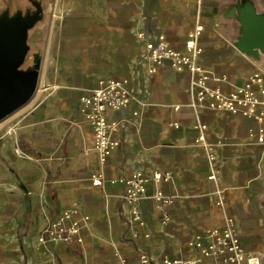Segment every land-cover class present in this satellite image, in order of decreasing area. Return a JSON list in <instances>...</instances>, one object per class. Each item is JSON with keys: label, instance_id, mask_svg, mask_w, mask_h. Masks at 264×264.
Masks as SVG:
<instances>
[{"label": "crops", "instance_id": "crops-1", "mask_svg": "<svg viewBox=\"0 0 264 264\" xmlns=\"http://www.w3.org/2000/svg\"><path fill=\"white\" fill-rule=\"evenodd\" d=\"M246 7L264 16V0H56L40 87L0 121V264H119L120 257L139 264L141 252L154 261L201 257L191 239L209 242L205 230L227 218L264 264L263 123L203 105L193 72L165 66L151 73L145 48L163 32L183 50L200 24L194 61L208 86L230 92L264 73V52L244 47ZM113 77L128 82L130 104L107 112L120 120L119 145L101 160L81 96ZM138 171L148 177L138 203L143 224L132 220L120 179ZM156 172L170 177L154 180ZM156 188L172 195L167 223ZM73 206L89 216L83 241H38L47 222Z\"/></svg>", "mask_w": 264, "mask_h": 264}, {"label": "built area", "instance_id": "built-area-1", "mask_svg": "<svg viewBox=\"0 0 264 264\" xmlns=\"http://www.w3.org/2000/svg\"><path fill=\"white\" fill-rule=\"evenodd\" d=\"M200 24L188 34L184 41V49L180 50L170 44L167 35L157 32L154 39L145 43L148 56L149 71L156 72L165 66L178 71L187 70L196 74L198 85L197 97L204 105L211 108H223L230 113L241 112L250 118H256L263 124L258 130V141H264V73L254 72L249 79L230 92H223L220 88H211L207 85L208 74L205 68L194 61L199 49L195 44V38L200 34ZM96 87L89 93L83 94L81 100L85 105V117L89 120L94 135V146L100 153L101 160H106L112 155L119 145V139L114 135L119 127L118 118L110 119L108 111H119L129 108L130 94L128 82L124 79L107 78L97 81ZM254 86L256 88H254ZM208 99L206 102L205 100ZM132 113H135L133 111ZM177 126V123H174ZM203 135L199 140L203 139ZM215 173L208 175L213 178ZM93 183L99 185L102 178L93 176ZM169 173L156 172L154 180H168ZM124 181V199L131 204L132 220L143 224L139 201L146 191L148 177L141 171L133 173L130 177L120 178ZM155 206L162 212L161 220L169 221L170 215L166 211L172 201V195H167L162 189L156 188L153 194ZM89 216L86 211L78 206L64 209L47 222V225L38 234V241L43 245L58 241L62 243L82 242V230L87 225ZM222 227L207 228L204 237L209 242L203 244L202 236L196 234L190 243L201 257L188 256L186 258L164 256L159 261H154L145 252L139 253V264H200L202 258L217 257L212 264H261L260 257L248 253L236 233L235 222L232 218ZM139 232L135 231L134 236ZM119 264H127L123 257L119 258Z\"/></svg>", "mask_w": 264, "mask_h": 264}, {"label": "water", "instance_id": "water-1", "mask_svg": "<svg viewBox=\"0 0 264 264\" xmlns=\"http://www.w3.org/2000/svg\"><path fill=\"white\" fill-rule=\"evenodd\" d=\"M241 20L245 28V49L257 48L264 52V16L258 14L254 8L246 7ZM24 21L26 20L16 15L8 20L1 19L0 15V121L26 104L38 76V72H19L13 69L19 62L22 50L20 40L26 28Z\"/></svg>", "mask_w": 264, "mask_h": 264}, {"label": "rangeland", "instance_id": "rangeland-1", "mask_svg": "<svg viewBox=\"0 0 264 264\" xmlns=\"http://www.w3.org/2000/svg\"><path fill=\"white\" fill-rule=\"evenodd\" d=\"M55 4L56 0H0L1 19H12L16 15L26 20L23 23L26 28L20 40L22 50L19 62L13 69L19 72H38L31 96L26 100V104L14 110L13 114L24 109L40 87L39 80L43 73V63L53 32L52 28L59 19Z\"/></svg>", "mask_w": 264, "mask_h": 264}]
</instances>
